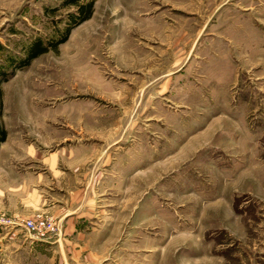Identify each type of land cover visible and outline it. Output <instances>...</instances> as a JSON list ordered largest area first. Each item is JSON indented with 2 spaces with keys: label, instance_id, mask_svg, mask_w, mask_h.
I'll list each match as a JSON object with an SVG mask.
<instances>
[{
  "label": "rangeland",
  "instance_id": "rangeland-1",
  "mask_svg": "<svg viewBox=\"0 0 264 264\" xmlns=\"http://www.w3.org/2000/svg\"><path fill=\"white\" fill-rule=\"evenodd\" d=\"M65 2L0 0L1 114L39 148L126 153V218L88 223L115 230L102 264H264V0H95L17 68Z\"/></svg>",
  "mask_w": 264,
  "mask_h": 264
},
{
  "label": "crops",
  "instance_id": "crops-1",
  "mask_svg": "<svg viewBox=\"0 0 264 264\" xmlns=\"http://www.w3.org/2000/svg\"><path fill=\"white\" fill-rule=\"evenodd\" d=\"M0 127L6 131L0 143V264L106 261L115 246L106 235L115 230L111 233L105 223H88L94 217L126 218V153L114 162L94 148L90 152L77 147L46 150L13 134L2 114ZM38 216L54 222L58 232L44 240L33 238L23 224ZM72 237L79 242L72 244ZM88 237L91 242L86 241ZM122 246L126 249L125 243ZM132 246L143 247L142 242ZM168 249L172 251L173 245ZM150 252L154 258L159 253L157 249ZM138 258L136 263L145 264Z\"/></svg>",
  "mask_w": 264,
  "mask_h": 264
},
{
  "label": "trees",
  "instance_id": "trees-1",
  "mask_svg": "<svg viewBox=\"0 0 264 264\" xmlns=\"http://www.w3.org/2000/svg\"><path fill=\"white\" fill-rule=\"evenodd\" d=\"M95 0H66V6H74L76 11L72 14H69V25L60 32L59 38L49 43L45 44L41 40H34V42L28 48L25 57L17 61V68L22 69L27 67L31 61L40 55L46 53L49 50L56 51L58 46L64 43L71 31L72 28L76 27L77 25L81 24L82 22L86 21L90 18L92 11H93V3ZM14 70L10 72H6L3 68H0V78L1 81H7L9 78L13 77ZM2 110V102H1V92H0V115ZM6 138V131L3 127H0V143L4 141Z\"/></svg>",
  "mask_w": 264,
  "mask_h": 264
},
{
  "label": "built area",
  "instance_id": "built-area-1",
  "mask_svg": "<svg viewBox=\"0 0 264 264\" xmlns=\"http://www.w3.org/2000/svg\"><path fill=\"white\" fill-rule=\"evenodd\" d=\"M23 228L37 240H44L58 232V227L54 222L40 216L36 219L25 221Z\"/></svg>",
  "mask_w": 264,
  "mask_h": 264
}]
</instances>
